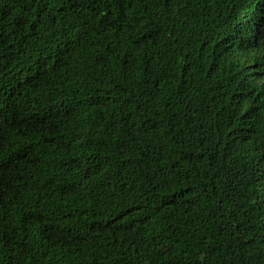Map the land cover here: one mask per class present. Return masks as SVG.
Segmentation results:
<instances>
[{"label": "trees", "instance_id": "1", "mask_svg": "<svg viewBox=\"0 0 264 264\" xmlns=\"http://www.w3.org/2000/svg\"><path fill=\"white\" fill-rule=\"evenodd\" d=\"M0 264H264V0H0Z\"/></svg>", "mask_w": 264, "mask_h": 264}, {"label": "bare ground", "instance_id": "2", "mask_svg": "<svg viewBox=\"0 0 264 264\" xmlns=\"http://www.w3.org/2000/svg\"><path fill=\"white\" fill-rule=\"evenodd\" d=\"M233 14V13H232ZM232 16V15H231ZM32 147V146H31ZM31 150V149H30Z\"/></svg>", "mask_w": 264, "mask_h": 264}]
</instances>
